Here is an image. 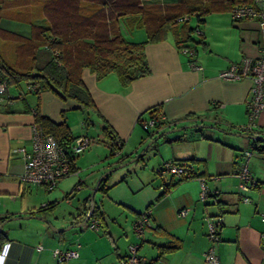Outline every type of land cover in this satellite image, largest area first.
Wrapping results in <instances>:
<instances>
[{
    "label": "crops",
    "instance_id": "1",
    "mask_svg": "<svg viewBox=\"0 0 264 264\" xmlns=\"http://www.w3.org/2000/svg\"><path fill=\"white\" fill-rule=\"evenodd\" d=\"M33 23H47L41 4L35 0H0L1 62L13 65L11 51H19L15 38L5 32L28 37ZM118 25L127 40L145 42L149 71L121 84L115 73L97 79L89 68H83L81 78L92 98V107L62 99L51 90L23 91L21 81L14 85L15 90L0 97V218L16 217L2 226L5 238L0 254L6 244L10 245L4 264H59L52 253L57 246L78 253L61 264H116L127 255L129 247L123 255L117 251L114 257L110 247L117 248V243L97 234L100 228L67 227L87 214L99 176L132 159L159 134L162 136L156 146L151 145L137 159L143 165L151 163L141 172V187L148 193L143 204L122 197L126 195L120 186L127 168H121L123 172L117 178L106 179L104 188H97L101 191L98 198L94 193V204L102 212L107 231L106 216L129 225L148 207L151 224L133 243L148 263L208 264L203 252L209 245L206 234L210 220L219 224L220 240L214 247L220 264H264V148L252 147L254 141L264 146V140H254L240 129L247 121L245 100L251 81L226 80L218 75L243 56L258 54L257 22L235 21L227 9L211 10L204 16L201 40L191 36V18L178 22L157 41H147L148 29L138 15L123 17ZM181 41L195 48L201 68H191L188 56L179 48ZM36 112L55 123L65 121L73 142L85 135L93 140L75 154V171L60 178L51 190L42 184L20 181L25 157L18 148L25 147L30 152ZM153 112L162 114L165 123L148 133L139 126L138 118H148ZM257 125L264 137V111ZM105 126L116 138L104 130ZM109 151L117 154L113 163L107 155ZM246 151H250L249 157ZM247 159L249 173L258 183L242 191L237 174ZM167 160L183 162L185 170L198 175L180 180L172 173L155 175V167ZM202 181L208 190L204 200L199 197ZM77 184L82 185L76 193L73 189ZM103 196L126 205L133 215L124 214L123 220H117L115 213L103 206ZM60 204L65 209L55 215ZM118 207L122 206H117V212L121 210ZM183 208L186 214L178 215ZM28 215L42 216L51 225L40 218L24 217ZM51 226L66 229L55 231ZM163 246L172 248L162 250Z\"/></svg>",
    "mask_w": 264,
    "mask_h": 264
},
{
    "label": "trees",
    "instance_id": "2",
    "mask_svg": "<svg viewBox=\"0 0 264 264\" xmlns=\"http://www.w3.org/2000/svg\"><path fill=\"white\" fill-rule=\"evenodd\" d=\"M250 2L252 0H35V3L41 4L47 23L31 24L32 32L28 37L12 31L5 32L15 38L18 52H24L28 59H32V64L26 71H18L0 60V80L4 79L8 84L25 80L28 85L34 86L33 91L51 90L62 99H72L89 108L93 101L81 78L83 68H89L97 79L115 73L121 84H127L149 71L144 52L145 42L127 40L120 31L119 19L138 15L148 29L147 41H157L163 39L168 30L178 22L187 21H178L179 17H194L197 25L203 29L204 16L209 11L227 9L231 12L235 5ZM192 29L193 27L190 29L191 36ZM195 38L201 40L202 36ZM183 42L185 41H181ZM40 49L48 50L49 56L43 63L36 64ZM153 113L152 115H157ZM35 122L65 149L74 140L65 121L55 123L36 112ZM104 130L116 138L108 126ZM117 144L121 146V142L117 141ZM255 148L261 149L262 145L259 143ZM177 162L184 166L183 162ZM71 171H75L73 165ZM107 175L108 173L98 189L104 188ZM196 175L198 174L186 170L185 174L178 176V180ZM43 209L44 207L40 208ZM91 218L98 219L102 233L109 236L102 212L95 204ZM5 219L6 217L0 218V223ZM3 238L5 236L0 231V245ZM171 248L163 246L162 250ZM150 263L152 262L148 264Z\"/></svg>",
    "mask_w": 264,
    "mask_h": 264
},
{
    "label": "built area",
    "instance_id": "3",
    "mask_svg": "<svg viewBox=\"0 0 264 264\" xmlns=\"http://www.w3.org/2000/svg\"><path fill=\"white\" fill-rule=\"evenodd\" d=\"M232 19L239 20H255L258 24V54L256 56H243L239 61L232 62L227 67L219 71V76L226 80H238L247 78L251 81L249 94L245 100L247 121L241 126V130L251 135H260L257 118L264 111V0H252L250 3L235 5L231 9ZM193 19L192 33L195 37L203 36V29L197 25L194 17L185 15L179 17L178 21ZM182 53L188 56V62L191 68H201L196 61V53L194 48L186 42L180 44ZM29 90H33L32 84L28 85ZM7 90V81L0 80V97ZM173 122V121H172ZM139 125L146 130H153L158 124L165 123V117L162 114L151 115L148 118H139ZM170 123V122H167ZM93 142L88 136H81L72 142L67 149L60 146L55 138L48 133L43 132L42 127L38 123L32 126L31 134V150L27 152L25 147H20L18 150L25 157L23 173L20 175V181L23 183L42 184L46 190H51L56 182L69 175L75 154L86 149ZM259 143H252V147L258 146ZM246 156L249 157L250 151H246ZM248 159L243 162L238 170L240 182L238 183L239 190L247 191L251 186L257 185L258 181L249 173L247 167ZM155 172L162 175L172 173L175 175H183L186 173L185 167L177 161L167 160L155 167ZM208 195V190L201 182L199 197L204 200ZM247 200V197H244ZM185 208L178 211V215H185ZM264 220V212L261 213ZM207 218V216H206ZM150 208H146L134 220L132 224L133 230L141 234L145 226L150 225ZM91 228L98 230L100 222L96 218L90 219ZM207 239L209 240L208 247L203 252V258L208 264H220L219 257L216 253L214 244L220 240L219 224L214 221H207ZM58 263H63L69 258L78 255L76 250L61 249L58 246L52 251ZM118 264H146L144 256L137 252L136 245L129 246V253L120 258Z\"/></svg>",
    "mask_w": 264,
    "mask_h": 264
},
{
    "label": "rangeland",
    "instance_id": "4",
    "mask_svg": "<svg viewBox=\"0 0 264 264\" xmlns=\"http://www.w3.org/2000/svg\"><path fill=\"white\" fill-rule=\"evenodd\" d=\"M39 53H38L37 58H36V64L43 63L46 60L47 56H49L48 50L46 51V50L40 49L39 50ZM24 54H25L24 52H23V54H21V52L15 53V51H11V54H10L11 55L10 58H12L11 59V62L15 64V65L13 64L14 66L13 65L12 66L15 67V68H17L18 71H26L27 69L30 68V65L32 64V59L31 58L28 59V57H26ZM0 75H1V73H0ZM21 83H22L21 89L23 91H26V90L29 89L28 86H27L28 83L25 80H22ZM16 84H17V82L15 84H14V82L13 83H10L9 84V88L7 89L8 91L6 90V92H4L3 95L6 94L9 91L15 90L14 85H16ZM113 151H115V150H113ZM139 152H141V150ZM107 155L111 157L110 158L111 159V161H110L111 163H113V162L116 161L117 158L115 156H117V154H115V152L113 154V152L111 153L109 151ZM133 158H134L133 161H131V162L125 164V165H123V163L128 162L129 160H126L125 162L119 163L116 167L113 166L112 168H110V172L108 173L106 179L113 180V179L117 178V176H120V173L123 172V171H121V168H124V169L127 168L128 169V172L126 174L124 173V175H126L125 176V181L123 180L124 182L120 186L121 193L123 195H126V196H122V197H124V199H126V200H128L130 202H133V203H142L143 204L146 201V198H147L148 193H147L146 190L142 189V187H141V179H140V178H142L141 172H142V167L148 166V165H149L148 167H150L151 163L149 162V164L143 165L142 164V160H137V159L135 160L136 155H134L132 157V159ZM150 171H151V169H150ZM153 173L158 176V173H156L154 171H153ZM103 174H101L99 176V178ZM147 176H148V173H146V177ZM148 179H151V178H148ZM136 182L139 183V186L136 184ZM72 185L73 184H71L70 188L72 187ZM81 185L80 184H77L74 187L73 190L77 193L78 190H79V188L81 187ZM122 188H124V191H123ZM100 193H101L100 190H97L95 192L97 198L99 197V194ZM102 198H103V206L105 208H108L112 213H115V216L117 217V220H118V217H120L121 220H123L124 219V214H131V215H133V213L131 212V209L128 208L126 205L124 206L123 204H120V203L111 202L109 200V197L108 196H103ZM118 204L120 206H122V207L121 208L118 207L121 210H119L117 212V206H119ZM64 209H65V205L64 204H60L57 207L56 211H55V215L58 214L59 212L61 213V211L64 210ZM145 209L146 208H143L140 212L144 211ZM45 210H47V209H45ZM20 220H22V219H20ZM16 221H19V219L16 220ZM31 221L32 222H35V219H31ZM105 221H106V223L108 225V232L111 233V235L108 236L109 242L112 243L113 241H115L117 243L116 244L117 248L114 247L115 245H112V247H110V251L113 253L114 257L116 256V252L117 251H118L117 253L123 255L124 251H128L129 245H132L133 243H135V241L139 238L140 234L136 233L133 230V228H132L133 222L131 223V221H129V225L130 226L128 225V223L125 224V222H123V221H121V222L118 221V223H117V222H115L113 219H111L108 216L105 217ZM37 222H38V220H37ZM15 223H17V222H13L14 225H15ZM89 225H90V220H88L84 225H81V226H89ZM91 229H93V228H91ZM93 230H95V229H93ZM97 234H100V235L105 236L102 233V228L101 227H100L99 231L97 232ZM133 245H135V244H133ZM104 248H106V247L104 246ZM117 261L115 262L116 264H117Z\"/></svg>",
    "mask_w": 264,
    "mask_h": 264
},
{
    "label": "water",
    "instance_id": "5",
    "mask_svg": "<svg viewBox=\"0 0 264 264\" xmlns=\"http://www.w3.org/2000/svg\"><path fill=\"white\" fill-rule=\"evenodd\" d=\"M176 129H180V128H176ZM162 136V134H159L157 135L156 137H154L153 139H151L143 148V150H141V152H139L137 155H136V158L135 159H138V157L142 154H144L148 148L152 145L153 147L156 146L155 143L158 141V139ZM247 136H250L252 137L254 140H264V137L260 136V135H247ZM262 148H264V146H262ZM133 159H130L128 162H125L123 163V165L133 161ZM122 165V164H121ZM110 171H108L107 173H109ZM106 172L99 178V180L97 181L96 185H95V188L92 192V195H91V198H90V206H89V210L87 212V214L85 215L84 219L80 222H77L75 224H71L70 226H68L67 228H70L72 226H81V225H84L90 218V215L91 213L93 212V209H94V201H93V195L95 193V191L97 190L100 182L102 181V179L104 178V176L107 174ZM24 217H36V218H40L42 220H44L48 225H51L49 221H47L45 218H43L42 216H39V215H28V216H24ZM13 218H16L15 216L14 217H10V218H6L5 220H3L1 223H0V231H2V226L4 225L5 222L9 221L10 219H13ZM52 227V226H51ZM53 230L55 231H63L64 229L66 228H59V229H56L54 227H52Z\"/></svg>",
    "mask_w": 264,
    "mask_h": 264
},
{
    "label": "clouds",
    "instance_id": "6",
    "mask_svg": "<svg viewBox=\"0 0 264 264\" xmlns=\"http://www.w3.org/2000/svg\"><path fill=\"white\" fill-rule=\"evenodd\" d=\"M90 219V218H89ZM10 249V245H5V250H4V253L3 254H0V264H4V261L7 257V253Z\"/></svg>",
    "mask_w": 264,
    "mask_h": 264
}]
</instances>
